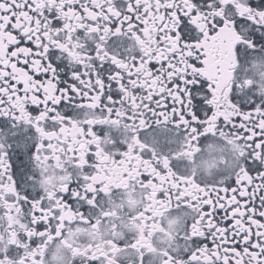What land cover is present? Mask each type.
I'll use <instances>...</instances> for the list:
<instances>
[{"label":"snow or ice","instance_id":"snow-or-ice-1","mask_svg":"<svg viewBox=\"0 0 264 264\" xmlns=\"http://www.w3.org/2000/svg\"><path fill=\"white\" fill-rule=\"evenodd\" d=\"M0 264H264V0H0Z\"/></svg>","mask_w":264,"mask_h":264}]
</instances>
